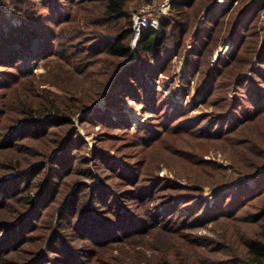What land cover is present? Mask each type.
Segmentation results:
<instances>
[{
  "label": "rangeland",
  "instance_id": "374dc122",
  "mask_svg": "<svg viewBox=\"0 0 264 264\" xmlns=\"http://www.w3.org/2000/svg\"><path fill=\"white\" fill-rule=\"evenodd\" d=\"M43 1L35 0L36 7H40ZM54 1L59 3V0ZM162 1L132 0L129 6L136 8L137 12L146 7L155 11L156 5ZM214 1L195 0L188 8L190 27L185 40L172 53L170 60L164 62L162 70L156 68L160 60H154L151 66L139 72L138 81L125 80L116 89L114 78L108 80L107 70L98 65L88 73L76 69L69 81H63L65 73L62 78H54L52 83L33 84L36 94L30 100L36 106L45 99L41 93L43 90H48L56 99L67 97L66 105H72L73 97L78 99L92 94L96 99L72 118L71 128L80 138V148L73 157L76 159L74 164H69L71 174L57 183L55 191L58 193L53 201L49 206L40 207L28 228L11 235L12 227L23 219L22 213L31 212L19 198L32 195L37 199L35 186H31L30 192L22 190L10 194L11 198H0V223H6L4 226L0 224V264H65L69 257L66 247L75 254L71 261L76 263L88 261L86 252L95 256L103 253L120 255L124 264H220L236 255H246L245 242L264 231V219L250 222L242 217L255 211L259 202L254 200L241 209H233L231 215L220 216L216 211L227 204L226 200L221 203L217 200L220 197L227 199L226 193L215 196L214 191L218 188L227 192L253 171L250 160L254 153L248 147L249 141L241 143L238 137L252 138L254 124L241 125L236 132H231L229 137L236 138L235 142L224 136L219 137L221 139L196 138L197 135L188 130L199 116L211 117L220 112L221 106L212 103L214 99L227 93L226 97L228 95L231 100L236 94L228 89L216 91L218 88L213 89L209 97L203 92L205 79L220 60L233 58V61H240L245 58L249 61L250 67H244L238 77L250 76V69L259 67V45L264 37V0H223L221 6ZM0 9L6 17H11L13 24L22 23V16L15 14L17 10L9 0H0ZM33 11L36 9L27 16L26 25L45 23L44 16L38 19V12ZM153 13H149L152 18ZM199 22L202 25L196 36ZM73 23L82 24L81 15ZM236 24V33L231 36L230 30ZM226 41L230 44L229 49L211 65V55ZM137 56L135 50L130 61L134 62ZM31 67L34 69L35 66ZM44 72L41 65L33 70L37 78ZM224 77V74L217 77L216 82ZM0 81L8 83V78L0 75ZM20 82L0 88L2 122H9L19 111V103L15 102L12 92L27 90ZM99 88L102 89L99 93H93ZM85 114L90 115L89 121L81 122L80 117ZM107 119L113 122L110 126L99 122ZM20 142L23 143L20 147L17 144L12 149L0 148V181L16 173L7 166L9 158L20 157L26 161L27 151L51 145L50 141L29 137ZM25 145L29 149L21 151ZM121 165L123 170H120ZM257 170L261 171L262 167ZM81 185L91 187L81 197L83 201L87 200V205H74L64 210L66 225H63L59 222L61 205H69L66 197ZM98 186L103 190L99 196L102 205L92 190ZM188 192L195 193L198 200L185 202L184 198L179 202L180 196ZM110 193H113V201L108 198ZM201 199L215 202L216 207L210 217L197 219L204 212L203 208L200 209L195 217L198 212L195 204ZM122 211L130 216L126 220L131 225L129 228L136 224L142 232L126 239L119 238L111 243V247L102 246L105 243L102 240L117 233L115 225L120 221L117 214ZM89 218L95 222H89ZM95 219L99 220L98 223ZM90 223L95 225L89 227L90 232L95 231V237L83 240V231L88 232L86 227ZM55 232L59 242L55 246L57 253H46L45 247ZM96 238L100 240L95 243ZM43 256L46 258L40 261Z\"/></svg>",
  "mask_w": 264,
  "mask_h": 264
},
{
  "label": "trees",
  "instance_id": "16d2710c",
  "mask_svg": "<svg viewBox=\"0 0 264 264\" xmlns=\"http://www.w3.org/2000/svg\"><path fill=\"white\" fill-rule=\"evenodd\" d=\"M9 1L17 10L15 14L22 16V23L20 25L13 24L11 17H6L0 9V75L5 79L8 78V83H1L0 81V88L13 84L17 85L21 80V85L27 90L12 92L15 102L19 103V111L9 122L0 121V148L12 149L17 144L20 147L23 145L20 140L24 137L51 142L48 148L38 147L33 151H27L26 161L20 157L15 160L9 158L7 166L10 170H15L16 173L9 178L1 179L0 198H11L10 194H18L22 190L30 192L31 186H35L37 193V199L33 198L32 195L19 198L22 204L30 207L31 212L29 214L27 211L22 213L23 219L12 227L11 235L13 236L17 234V230L28 228V223L34 219V215L39 212L41 206L44 208L51 204L54 196L58 193L55 191L57 183L71 174L72 169H69V164H74L76 159L73 157L80 148L78 142L80 138L77 132L71 128L74 123L72 118L78 111L84 107L87 108L96 99L95 96H91L92 94L84 98L78 97V99L73 97L72 105H66L67 97L62 100L56 99L50 95L48 90H43L41 93L45 99L39 101L36 106L30 100V97L36 94V86L33 84L36 82L52 83L55 81L54 78H62L65 73L66 77L63 81H69L71 74L74 75L76 69L78 71L86 70L88 73L93 71L91 68L94 65H98L107 70L105 74L108 75V80L114 78L115 88L125 83V80L138 81L139 72L145 70L148 65L151 66V62L153 63L154 60H160L156 68L162 70L164 62L170 60L172 53L185 40L186 31L190 27L187 12L195 0H170V7L166 16L161 15L155 7L153 16L157 18L160 28L157 29L153 25H148L141 29L140 40L135 49L138 56L134 62L130 61L133 59L131 47L132 17L137 9L129 6L132 0H59V3L54 0H44L40 6L43 10L38 6L36 7L35 0ZM137 1L152 2L153 0ZM32 9H36L35 12L33 11L34 13L38 12L36 15L38 19L44 16L45 23L36 22L33 26L26 25L24 21L32 13ZM207 10L210 11L211 9ZM79 15H81L82 24L73 23ZM201 25L202 22H199L198 28L195 29L196 36H198ZM236 26L237 24L230 30L231 36L235 35ZM259 47V67L251 68L250 76L245 74L243 77H238L244 67H250V62L246 61L245 58L240 61H233V58L230 61L228 59L220 60L211 69L210 75L205 79L203 85V92H205L206 97H209L213 93L212 90L216 88H218L216 91L221 89L234 90L236 94L231 100H229L228 95L226 97L225 94L227 93L214 99L212 103L214 106H221L220 112L211 117L199 116L195 125L188 130L189 133H195L196 138L212 139L224 136L223 138L235 142L237 141L236 138L229 137L231 132H236L235 129L241 125L254 124L255 131L252 132L254 133L252 138H248V136L238 137L241 143L249 141L248 147L254 153L252 161L250 160V167L253 168V171L237 185L230 187L227 192L218 188L214 191L216 192L214 193L215 196L226 193L227 199L220 197L217 200V203L226 200L227 204L216 211L220 216L231 215L233 209H241L246 203L251 204L252 201L257 200L259 202L258 208L255 211L247 212L242 217L250 222H258L264 219V37ZM162 56H165V59H162ZM39 65L44 67L45 72L37 78L33 70ZM31 66H35L34 69ZM223 74L225 77L217 83V77H221ZM101 88L93 93H99ZM76 104L81 105L75 107ZM2 114L3 112L0 111V116ZM89 116L85 114L80 117V121H89ZM99 122L103 126H110L113 123L111 119ZM179 128L183 130L182 127ZM26 149L29 147L25 145L21 151ZM52 150H55L53 154L51 153ZM259 167H262L261 171L257 170ZM120 170H123V165H121ZM88 188L91 187L81 185L66 197L69 200V205L62 203L59 222L66 225L63 219L64 210L67 211L74 205L76 207L87 205V200L83 201L81 197ZM92 190L96 194V200L102 205L101 202L103 201L99 199V196L103 194V190L100 186L92 188ZM3 195L5 196L3 197ZM109 195L108 198L111 197L110 201H113V193ZM102 196L105 197V195ZM191 196L194 197L190 198ZM180 197L179 202L184 198L185 202L198 200L197 195L190 192L182 194ZM215 205V202H207L201 199L195 204L196 207L198 206L195 217L199 215V210L202 208L204 212L197 219L210 217L212 210H215ZM112 207L115 208L116 206ZM117 218L118 221L120 220L115 225L118 234H111L108 240H102L105 242L102 246L111 247V243L118 241L119 238L126 239L130 235L142 232V228L136 224L131 229L129 228L131 225L126 220L130 216L124 211L117 214ZM91 220L89 218V222H95ZM96 221L98 223L99 220ZM0 224L4 226L6 223L1 221ZM90 226L95 225L90 223L86 227L88 232L83 231V240L85 237H95V231L90 232ZM22 230L19 232L21 233ZM100 236L97 238H104ZM98 240L100 239L95 240V243ZM58 243V235L55 232L50 243L45 247L46 253H57L55 246ZM244 247L246 249L245 256L236 255L233 259L223 261L220 264H264V231L248 239ZM65 250L69 252L65 264H124L122 257H119L120 255L112 256L103 253L95 256L94 253L87 252L85 256H88V261L76 263V261H71L75 258V254L68 247ZM45 258L43 256L39 260L42 261ZM211 264H215V262Z\"/></svg>",
  "mask_w": 264,
  "mask_h": 264
},
{
  "label": "built area",
  "instance_id": "2783aa9c",
  "mask_svg": "<svg viewBox=\"0 0 264 264\" xmlns=\"http://www.w3.org/2000/svg\"><path fill=\"white\" fill-rule=\"evenodd\" d=\"M223 0H217L215 4H221ZM170 7V0H163L159 5H157V11L163 15L166 16L168 14ZM149 7L142 8L139 12L135 13L132 17L133 19V35L131 38V47L132 51L135 53V49L137 46V43L140 40V34H141V29L143 27H146L148 25H153L155 28L159 29L160 25L157 21L156 17H153V19L149 13L153 12L152 9L149 10ZM147 10V11H146ZM228 41L224 43L218 50L213 53L210 57V63L211 65L215 64L216 61L219 59L221 55H223L224 51L226 52L229 49L230 44H227ZM190 45H188V48Z\"/></svg>",
  "mask_w": 264,
  "mask_h": 264
},
{
  "label": "bare ground",
  "instance_id": "6f19581e",
  "mask_svg": "<svg viewBox=\"0 0 264 264\" xmlns=\"http://www.w3.org/2000/svg\"><path fill=\"white\" fill-rule=\"evenodd\" d=\"M221 6V5H220Z\"/></svg>",
  "mask_w": 264,
  "mask_h": 264
}]
</instances>
